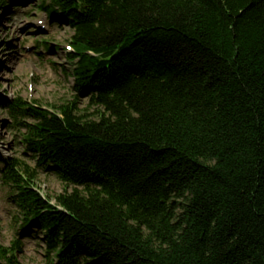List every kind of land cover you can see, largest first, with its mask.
<instances>
[{
	"label": "trees",
	"instance_id": "1",
	"mask_svg": "<svg viewBox=\"0 0 264 264\" xmlns=\"http://www.w3.org/2000/svg\"><path fill=\"white\" fill-rule=\"evenodd\" d=\"M37 1L77 95L5 105L36 164L0 153L21 224L0 264L25 238L47 264H264V0Z\"/></svg>",
	"mask_w": 264,
	"mask_h": 264
},
{
	"label": "rangeland",
	"instance_id": "2",
	"mask_svg": "<svg viewBox=\"0 0 264 264\" xmlns=\"http://www.w3.org/2000/svg\"><path fill=\"white\" fill-rule=\"evenodd\" d=\"M71 36L70 28L53 23L39 9L37 0L15 2L0 9V153L3 158L20 159L32 169L36 164L22 142L25 128L15 123L5 105L22 99L28 103L38 101L44 108L51 109V106L74 101L77 92L72 66L67 59ZM79 108L93 112L86 97L79 99ZM35 179L45 198L54 200L65 191L53 173L37 170ZM72 190L67 189L69 193ZM11 196V189L2 185L0 180L2 247H10L21 229V224L17 223L20 220L18 210L12 205ZM32 232L37 233V230L32 229ZM22 243L21 264H47L44 250L38 248L34 240L25 238Z\"/></svg>",
	"mask_w": 264,
	"mask_h": 264
}]
</instances>
